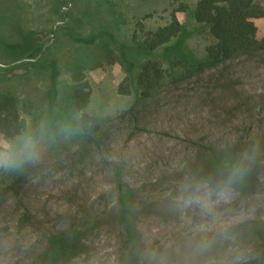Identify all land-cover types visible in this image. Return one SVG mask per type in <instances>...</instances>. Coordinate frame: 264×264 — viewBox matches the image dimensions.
Instances as JSON below:
<instances>
[{"label": "rangeland", "instance_id": "obj_1", "mask_svg": "<svg viewBox=\"0 0 264 264\" xmlns=\"http://www.w3.org/2000/svg\"><path fill=\"white\" fill-rule=\"evenodd\" d=\"M197 2L0 0V93L16 98L26 121L17 138L0 134V153L14 161L0 167V264H35L46 236L75 223L80 246L64 264H264L252 233H264V18L256 21L255 52L211 64L208 29L194 19ZM181 5V33L144 52L137 23L156 30ZM30 33L37 44L25 38ZM149 59L165 76L155 95L141 98L136 81ZM124 80L130 95L118 93ZM78 82L89 86L85 112L100 119L99 145L82 135ZM28 139L31 158L21 152ZM211 147L219 157L231 150L255 159L257 187L243 193L232 183L218 199L217 187L231 176L197 177L201 151ZM119 171L149 206L138 223L139 253L129 261L108 215Z\"/></svg>", "mask_w": 264, "mask_h": 264}, {"label": "trees", "instance_id": "obj_2", "mask_svg": "<svg viewBox=\"0 0 264 264\" xmlns=\"http://www.w3.org/2000/svg\"><path fill=\"white\" fill-rule=\"evenodd\" d=\"M186 9V6L181 5L179 9L172 11L168 23L156 30H146L143 21H139L137 31L143 36L140 42L143 51L153 54L176 38L182 31L178 13ZM193 13L195 21L207 27L211 38V43L206 48V58L209 63L218 64L241 55L251 54L259 48L261 42L256 21L264 18V7L256 0H198ZM25 38L30 40L31 44H37L38 39L34 33H30ZM10 51L14 55L20 53V49L17 48H12ZM164 76L165 72L159 61L149 59L145 62L140 68L136 81L135 89L139 96L149 98L155 95ZM130 88L132 87L124 80L118 87V93L130 95ZM90 97L91 93L87 83L78 82L73 98L76 110L81 113V132L86 142L94 146L99 145L102 126L98 116L85 112L90 103ZM25 128L26 121L19 111L16 98L8 93H0V134L7 140H13L20 136ZM208 151H201L203 157L197 174L199 181L220 180L238 171L242 173V176L233 183L239 191L244 193L257 187L256 179L260 169L254 163L257 162L255 159L237 158L231 150L225 151L221 157L216 155L217 151L212 147ZM117 175L119 179L117 182L118 201L108 215L124 238L122 256L123 259L129 261L139 253L141 234L138 223L149 206H141L140 188L125 181L122 182L120 171ZM76 228L75 223L70 229L59 234L47 235V247L37 258L35 264H64L67 256H71L80 246L81 240ZM252 233L264 246L263 230L254 228ZM252 233L250 235H253Z\"/></svg>", "mask_w": 264, "mask_h": 264}, {"label": "clouds", "instance_id": "obj_3", "mask_svg": "<svg viewBox=\"0 0 264 264\" xmlns=\"http://www.w3.org/2000/svg\"><path fill=\"white\" fill-rule=\"evenodd\" d=\"M3 144L4 142L0 141V147H2ZM21 152L22 154L27 155L29 158H31L34 155L33 145L30 139L24 141V146ZM13 163L14 161L10 157L6 158L4 153H0V167L5 166V165L11 166ZM241 176H242V173L238 171L234 172L227 182L219 185L215 191V195L217 196V198L225 199L230 192L231 184L235 180L239 179ZM191 202L192 201L189 200V203Z\"/></svg>", "mask_w": 264, "mask_h": 264}, {"label": "water", "instance_id": "obj_4", "mask_svg": "<svg viewBox=\"0 0 264 264\" xmlns=\"http://www.w3.org/2000/svg\"><path fill=\"white\" fill-rule=\"evenodd\" d=\"M52 35H53V37H54V33L52 32Z\"/></svg>", "mask_w": 264, "mask_h": 264}]
</instances>
